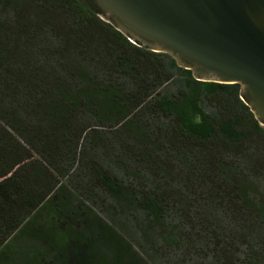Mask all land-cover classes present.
<instances>
[{"label":"trees","instance_id":"trees-1","mask_svg":"<svg viewBox=\"0 0 264 264\" xmlns=\"http://www.w3.org/2000/svg\"><path fill=\"white\" fill-rule=\"evenodd\" d=\"M100 15L0 0V264H264V126L240 86Z\"/></svg>","mask_w":264,"mask_h":264},{"label":"water","instance_id":"water-1","mask_svg":"<svg viewBox=\"0 0 264 264\" xmlns=\"http://www.w3.org/2000/svg\"><path fill=\"white\" fill-rule=\"evenodd\" d=\"M100 17L202 82L238 84L264 126V0H92Z\"/></svg>","mask_w":264,"mask_h":264},{"label":"crops","instance_id":"crops-1","mask_svg":"<svg viewBox=\"0 0 264 264\" xmlns=\"http://www.w3.org/2000/svg\"><path fill=\"white\" fill-rule=\"evenodd\" d=\"M20 247L23 248L24 245H23V244H20ZM22 254H24V253H22L21 251H20V253H19V250H18V253L16 252V256H17V257H19V256L22 255ZM16 256H13V258L11 259V261L8 260L5 264H20L19 259L16 260L15 262L13 261V259L16 258ZM25 256H26V255H25ZM30 257H31V256H30ZM28 260H29V259H28Z\"/></svg>","mask_w":264,"mask_h":264}]
</instances>
